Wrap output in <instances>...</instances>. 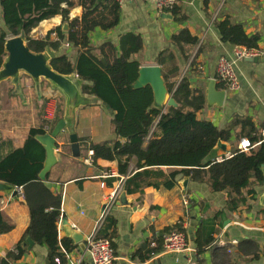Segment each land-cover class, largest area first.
<instances>
[{
    "label": "crops",
    "instance_id": "obj_1",
    "mask_svg": "<svg viewBox=\"0 0 264 264\" xmlns=\"http://www.w3.org/2000/svg\"><path fill=\"white\" fill-rule=\"evenodd\" d=\"M97 3L103 6L93 10ZM82 4L89 8L85 11ZM62 6L68 8L69 19H77L71 30L75 33V40L68 42L64 37L57 42L56 33L52 31L49 41L55 42L57 47L48 44L43 51L48 55V61L62 53L74 61L79 48L98 46L107 40L116 44L119 53L120 35L139 34L142 49L133 58L139 60L141 66L158 65L155 63L158 53L170 48L178 61V79L185 75L191 87L204 92L205 106L197 112L198 118L224 127L234 114H240L248 115L256 127L264 124V0H177L179 15L184 17L182 21L175 20L174 16L172 20L160 17L162 12L156 10L154 0H126L118 7L109 0H69ZM225 17L232 23L242 24L247 35L260 36L258 48L252 56L256 60L234 58L235 46L220 40L215 23ZM115 18L117 22L107 26ZM61 20V15L42 20L30 34L42 38L59 26ZM66 28L63 24L62 29ZM181 28H187L198 39L195 45L185 46V54L189 55L187 60L170 41ZM220 56L233 60L240 86L236 91L226 90L222 105L217 106L208 103L206 91L209 79L215 81L217 90H224L216 72ZM5 60L6 55L3 63ZM2 69L3 65L0 67V138H8L14 147H18L30 128L47 126L44 123L47 110L65 119V128L55 138L56 162L48 171L50 190L61 197V221L67 219L69 227L75 225L76 231L85 236L94 228L98 234L110 235L115 254L111 264H264V207L258 203L263 185L255 184L252 195L246 194V189L242 188L247 203H239L231 209L226 190H211L206 183L178 173L174 178L176 184L170 189L162 185L158 188L147 186L142 193H127L122 187L127 203H116L117 197L106 210L118 178H105L103 173L108 169L117 171L118 160H97L87 166L82 159L90 142L111 143L116 139L110 124L111 113L96 96L82 93L83 79L75 72L67 74L77 89L75 103L71 106L68 92L51 79L33 77L19 69L13 74L2 75ZM24 81L31 82L32 87ZM263 130L264 127L260 129L261 135ZM71 133L77 136L78 157H74L70 149ZM240 140L232 131L228 141L220 140L224 149L215 144L204 162L229 156ZM134 167L131 162L129 169ZM182 169L165 166L163 172L169 174ZM151 180L161 182L162 178ZM0 193L1 208L14 222L11 231L0 234V257H4L21 239L29 214L21 193ZM62 227L60 223V238L67 237ZM174 229L184 233L191 250L163 253L162 236ZM27 238L22 242L26 252L10 264H46L45 246L33 242L29 247L25 243ZM70 240L75 245L72 254L82 250ZM81 264L92 263L86 256Z\"/></svg>",
    "mask_w": 264,
    "mask_h": 264
},
{
    "label": "trees",
    "instance_id": "obj_2",
    "mask_svg": "<svg viewBox=\"0 0 264 264\" xmlns=\"http://www.w3.org/2000/svg\"><path fill=\"white\" fill-rule=\"evenodd\" d=\"M69 0H0V67L6 55L4 43L7 37L23 34L33 52H42L48 44L50 33H56L57 42L64 37L68 42L75 40L72 28L77 19H69V10L62 5ZM110 4L118 7L114 0ZM94 2V1H93ZM91 2V4H93ZM103 6L97 3L93 10ZM86 11L89 7L82 4ZM170 12L175 20L182 21L175 5ZM84 13V11H83ZM61 15V24L46 33L42 38L31 36V30L42 20ZM117 16V13H116ZM117 18L107 26H112ZM63 24L67 25L62 29ZM220 40L246 49H257L260 36L247 35L240 23H232L228 17L215 23ZM181 56L187 60L185 46H193L198 39L187 28H181L170 38ZM139 34L124 33L116 44L107 40L98 46H83L78 49L72 61L66 53L52 57L51 67L61 74L77 73L83 79L81 91L94 95L111 113L110 124L116 139L109 143L90 142L88 149L93 150L94 162L97 160H118L117 171L129 172L123 189L127 193H142L147 186L172 188L178 173L189 175L192 180L206 183L211 190H226L229 208L239 203H247L246 194L254 193L255 184L263 185L260 169L264 163V136L248 115L234 114L224 127H218L210 120L198 118L197 112L205 106V94L201 89L190 86L188 78L180 76L178 61L172 49L161 50L155 63L161 66L162 77L169 93L175 101L164 109L153 105V91L149 85L134 88L138 77L139 60L133 55L142 49ZM61 118L58 113L52 120L44 119L47 127H32L27 132L22 145L14 147L11 140L0 138V182L14 187H22V195L27 204L29 222L13 249L0 257V264H10L26 252L22 242L30 237L35 245L45 246L46 264H67L61 250L71 251L73 246L68 237L58 236V222L61 219V197L51 192L49 172L44 180L39 177L45 159V149L35 138L36 134L51 131ZM235 132L240 140L246 137L250 144L248 152L233 148L229 156L221 160L206 161L204 158L217 141H228ZM134 162L135 167L129 169ZM165 166L183 167L181 171L169 174L163 172ZM161 177V182L151 180ZM1 198V193H0ZM14 228V222L0 205V234ZM178 230V229H174ZM170 231V230H169ZM180 231V230H179ZM168 232V231H167ZM99 237L111 239L108 234ZM210 239L207 240L209 242ZM113 246V245H112Z\"/></svg>",
    "mask_w": 264,
    "mask_h": 264
},
{
    "label": "water",
    "instance_id": "obj_3",
    "mask_svg": "<svg viewBox=\"0 0 264 264\" xmlns=\"http://www.w3.org/2000/svg\"><path fill=\"white\" fill-rule=\"evenodd\" d=\"M165 20H172L173 15L170 11L162 12L160 14ZM64 24V28H66ZM25 36L21 33L19 35L7 37L4 43V51L6 53V60L1 71L2 75H10L16 72L18 69L25 71L27 74L33 77L44 76L52 81L56 82L58 85L62 86L69 94V100L71 106L75 103V94L77 92L75 84L67 77V74H61L55 71L49 61L48 55L42 52H33L29 49ZM246 60L252 61L256 60L255 57H245ZM1 65V66H2ZM133 87L138 88L144 85H149L153 91V105L155 107L164 109L167 105H174L175 101L172 97V93H169L165 85V81L162 77L161 67L158 65H144L139 67L138 77L133 82ZM207 101L208 103H213L217 106H221L224 98L225 91L223 89L217 90L215 87V81L209 79L207 85ZM65 119H59L52 130L44 134H36L35 138L43 145L45 149V159L43 162V167L39 172V177L44 180L47 172L56 162L55 150L56 143L55 138L60 131L65 128ZM70 139V149L74 157L79 156V143L77 141V136L75 133L69 134ZM216 146L224 149V144L217 141ZM262 176H263V191L259 194L258 203L264 207V163L260 166ZM186 181H184V184ZM0 191L12 192L13 195L16 191L13 190V186L4 182H0ZM116 203H127L125 191H121ZM64 229V234L72 239V241L77 244L82 250L85 249L86 236L81 232L76 231V229L69 227V222L67 219L61 221ZM29 247L33 245L31 238H27L26 242Z\"/></svg>",
    "mask_w": 264,
    "mask_h": 264
},
{
    "label": "built area",
    "instance_id": "obj_4",
    "mask_svg": "<svg viewBox=\"0 0 264 264\" xmlns=\"http://www.w3.org/2000/svg\"><path fill=\"white\" fill-rule=\"evenodd\" d=\"M126 0H115V2L120 6ZM155 8L159 12H168L176 4L177 0H154ZM68 46V42L65 43ZM234 58H245L252 57L255 55V49H246L241 46H235ZM217 77L223 83L224 91H236L239 89L240 83L238 75L234 68L233 60L227 58L226 56H220L216 64ZM45 116L48 120L54 118V113L50 110H47ZM47 127V126H46ZM264 136V130L262 131ZM250 144L248 139H241L237 145L239 151L248 152L250 149ZM218 161L221 158L217 159ZM83 163L87 166H90L94 162L93 150L88 149L86 155L82 159ZM130 172V171H129ZM129 172L125 174H120L115 170L108 169L103 173V177H113L118 178L117 186L109 196L108 205L105 209H109L110 206L116 201L118 195L120 194L125 180L130 175ZM15 191L22 194V187H14ZM1 205V204H0ZM61 220L58 222L60 227ZM73 228H77L73 225ZM59 230V229H58ZM163 253H180L191 250L187 245V240L182 231L179 230H170L163 234ZM62 252L64 253L67 264H81L83 259L88 256L92 264H111L115 259L114 250L109 238L99 237L98 230L96 228L86 236L85 240V249L78 250L76 253L72 254L71 251H66L61 247Z\"/></svg>",
    "mask_w": 264,
    "mask_h": 264
},
{
    "label": "rangeland",
    "instance_id": "obj_5",
    "mask_svg": "<svg viewBox=\"0 0 264 264\" xmlns=\"http://www.w3.org/2000/svg\"><path fill=\"white\" fill-rule=\"evenodd\" d=\"M22 76H23L24 79L26 78V75H25L24 73L22 74ZM24 79H23V80H24ZM23 83H25V84L28 83V84H30V85H28V86H29V87H32V86H31V82H29V81H28V82L24 81ZM28 86H27V85H24V87H28Z\"/></svg>",
    "mask_w": 264,
    "mask_h": 264
},
{
    "label": "bare ground",
    "instance_id": "obj_6",
    "mask_svg": "<svg viewBox=\"0 0 264 264\" xmlns=\"http://www.w3.org/2000/svg\"><path fill=\"white\" fill-rule=\"evenodd\" d=\"M23 42H25V40L23 39Z\"/></svg>",
    "mask_w": 264,
    "mask_h": 264
}]
</instances>
